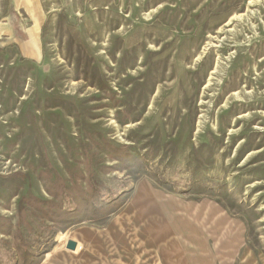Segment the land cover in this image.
I'll use <instances>...</instances> for the list:
<instances>
[{
	"label": "rangeland",
	"instance_id": "obj_1",
	"mask_svg": "<svg viewBox=\"0 0 264 264\" xmlns=\"http://www.w3.org/2000/svg\"><path fill=\"white\" fill-rule=\"evenodd\" d=\"M35 1L0 0V264H264V0ZM95 179L120 209L62 232Z\"/></svg>",
	"mask_w": 264,
	"mask_h": 264
},
{
	"label": "trees",
	"instance_id": "obj_2",
	"mask_svg": "<svg viewBox=\"0 0 264 264\" xmlns=\"http://www.w3.org/2000/svg\"><path fill=\"white\" fill-rule=\"evenodd\" d=\"M115 155L112 157L116 161H122L126 166L132 164L130 156L125 152L122 147L113 148ZM97 183L93 180V193L90 200H81L78 201L76 198L73 199V203L76 205V210L74 212H69L64 209V204H62L56 211L50 215V220L53 223H58L60 225L62 232H66L76 226L83 224L84 222L95 219L100 220L106 218L121 207V203L114 202L109 203L104 200L101 193L96 189L98 185V180L95 179ZM193 181L197 185L199 184V178L195 171H193ZM96 185V186H95ZM44 254L37 256L33 252H30L27 248L22 254V258L19 261L20 264H41Z\"/></svg>",
	"mask_w": 264,
	"mask_h": 264
},
{
	"label": "crops",
	"instance_id": "obj_3",
	"mask_svg": "<svg viewBox=\"0 0 264 264\" xmlns=\"http://www.w3.org/2000/svg\"><path fill=\"white\" fill-rule=\"evenodd\" d=\"M12 4L15 7H18L19 10H23L25 13H27V7L34 6L36 4V1L35 0H12ZM34 36H32L31 33L27 31L25 32V38L26 40L28 39L27 42L30 43L31 51H33L34 53H38L40 37L39 36L34 37Z\"/></svg>",
	"mask_w": 264,
	"mask_h": 264
},
{
	"label": "water",
	"instance_id": "obj_4",
	"mask_svg": "<svg viewBox=\"0 0 264 264\" xmlns=\"http://www.w3.org/2000/svg\"><path fill=\"white\" fill-rule=\"evenodd\" d=\"M79 244L75 241H69L67 245V249L71 251H77Z\"/></svg>",
	"mask_w": 264,
	"mask_h": 264
}]
</instances>
